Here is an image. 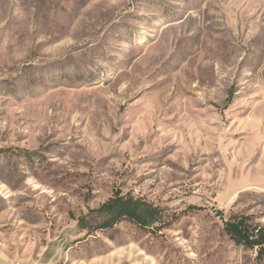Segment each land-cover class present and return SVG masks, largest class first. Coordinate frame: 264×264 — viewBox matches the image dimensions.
Here are the masks:
<instances>
[{
  "label": "rangeland",
  "instance_id": "1",
  "mask_svg": "<svg viewBox=\"0 0 264 264\" xmlns=\"http://www.w3.org/2000/svg\"><path fill=\"white\" fill-rule=\"evenodd\" d=\"M230 215L264 232V0H0V264H264Z\"/></svg>",
  "mask_w": 264,
  "mask_h": 264
},
{
  "label": "trees",
  "instance_id": "2",
  "mask_svg": "<svg viewBox=\"0 0 264 264\" xmlns=\"http://www.w3.org/2000/svg\"><path fill=\"white\" fill-rule=\"evenodd\" d=\"M189 208H196L190 206ZM100 211H107L117 218H126L141 226L149 224L151 213L146 208L137 206V202L130 198H123L116 194L99 207ZM223 231L238 245L254 248L258 258H264V232L260 227L252 226L246 216L230 215L223 221Z\"/></svg>",
  "mask_w": 264,
  "mask_h": 264
}]
</instances>
